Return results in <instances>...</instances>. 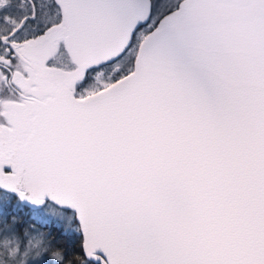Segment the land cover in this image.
I'll list each match as a JSON object with an SVG mask.
<instances>
[{
  "label": "snow or ice",
  "instance_id": "snow-or-ice-1",
  "mask_svg": "<svg viewBox=\"0 0 264 264\" xmlns=\"http://www.w3.org/2000/svg\"><path fill=\"white\" fill-rule=\"evenodd\" d=\"M0 264H264V0H0Z\"/></svg>",
  "mask_w": 264,
  "mask_h": 264
},
{
  "label": "trees",
  "instance_id": "trees-1",
  "mask_svg": "<svg viewBox=\"0 0 264 264\" xmlns=\"http://www.w3.org/2000/svg\"><path fill=\"white\" fill-rule=\"evenodd\" d=\"M52 230H53V233H55V228H53Z\"/></svg>",
  "mask_w": 264,
  "mask_h": 264
}]
</instances>
